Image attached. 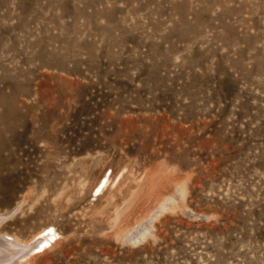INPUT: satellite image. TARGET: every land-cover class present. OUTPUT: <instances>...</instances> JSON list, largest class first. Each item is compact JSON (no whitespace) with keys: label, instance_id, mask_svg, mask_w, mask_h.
Instances as JSON below:
<instances>
[{"label":"rangeland","instance_id":"1","mask_svg":"<svg viewBox=\"0 0 264 264\" xmlns=\"http://www.w3.org/2000/svg\"><path fill=\"white\" fill-rule=\"evenodd\" d=\"M8 236L22 264H264V0H0Z\"/></svg>","mask_w":264,"mask_h":264},{"label":"bare ground","instance_id":"2","mask_svg":"<svg viewBox=\"0 0 264 264\" xmlns=\"http://www.w3.org/2000/svg\"><path fill=\"white\" fill-rule=\"evenodd\" d=\"M2 219V218H1ZM5 235H7L5 233ZM39 235V236H38ZM33 240V245L30 246L29 251H34L40 248H45L49 243L51 237L54 236V233L51 232H39V234ZM28 245L23 241L16 242L12 239L0 237V264H22L27 255ZM27 250V251H26Z\"/></svg>","mask_w":264,"mask_h":264}]
</instances>
